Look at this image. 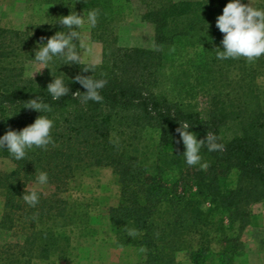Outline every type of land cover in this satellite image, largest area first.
<instances>
[{"label": "trees", "instance_id": "1", "mask_svg": "<svg viewBox=\"0 0 264 264\" xmlns=\"http://www.w3.org/2000/svg\"><path fill=\"white\" fill-rule=\"evenodd\" d=\"M119 1L142 6L138 15L153 27L152 48L118 45ZM41 2L50 7L46 22L26 30L0 25V135L41 115L23 106L36 95L51 105L47 115L54 119V143L47 148L28 150L20 161L0 149V158L13 165L0 170V230L16 238L0 242V264H57L69 257L71 233L91 229L90 204L64 194L95 167H109L117 178L118 201L108 208V222L116 244L137 250V264H181L180 252L193 264H234L244 254L239 236L220 230L221 249L212 260L211 230L216 216L236 222L239 232L256 225L252 208L264 201V99L257 82L264 55L216 58L224 35L216 19L229 0ZM253 7L264 9V0ZM92 10L99 15L90 35L102 45L95 72L85 71L90 64L82 61L54 58L42 75L25 74L41 37L67 31L61 16ZM62 72L70 91L53 101L46 88ZM77 75L107 81L103 103L72 96L85 91ZM184 121L198 139L209 131L223 144L222 151L201 149L205 168L185 162L176 133ZM40 172L48 174L52 191H39V203L30 207L22 196ZM132 230L135 237L128 235Z\"/></svg>", "mask_w": 264, "mask_h": 264}, {"label": "rangeland", "instance_id": "2", "mask_svg": "<svg viewBox=\"0 0 264 264\" xmlns=\"http://www.w3.org/2000/svg\"><path fill=\"white\" fill-rule=\"evenodd\" d=\"M121 7L117 22L118 45L121 47H153V27L150 23L139 19L138 13L142 10L140 4L133 6L119 1ZM253 6L254 0H250ZM41 0H0V25L2 27L26 30L32 24L46 21L50 13V7ZM47 9V10H46ZM84 14L85 20L87 13ZM86 48L80 49L81 61L85 64H98L101 60L102 45L91 38L90 28L85 22L82 31ZM38 65L34 61L25 63L24 72L28 76ZM44 69L35 75H42ZM264 99V76L257 80ZM12 163L5 158H0V170L9 171ZM234 176L227 182L232 186ZM27 187L32 190L48 194L52 186L48 183L37 186L36 181H30ZM193 190V189H189ZM188 190V191H189ZM71 199H79L88 207L89 223L91 229L75 230L71 233V249L69 257L57 264H137L138 252L132 246H120L116 244L114 234L108 222V208L116 205L119 195L117 178L109 167H95L92 171L80 176L70 190L64 194ZM3 197L0 193V217L2 213ZM208 206L205 204L204 208ZM257 216L256 225L248 226L238 231V224L231 222L226 216H216V226L211 230L212 243L210 250L215 259L221 249L222 230L227 237L239 236L244 249V254L234 260V264H264V201L257 203L252 208ZM8 231L0 230V242L14 240ZM178 260L181 264H193L189 257L180 252Z\"/></svg>", "mask_w": 264, "mask_h": 264}, {"label": "clouds", "instance_id": "3", "mask_svg": "<svg viewBox=\"0 0 264 264\" xmlns=\"http://www.w3.org/2000/svg\"><path fill=\"white\" fill-rule=\"evenodd\" d=\"M98 15V11L92 10L87 13L86 20L84 14L81 15L76 12L61 16L59 23L65 26L67 31H57L51 37H41L40 41L37 42L38 47L33 59L34 64L39 67L32 71V78H34V73L40 72L44 68L50 69L49 65L54 58H62L61 64L81 65V55L77 45L79 49L86 48L85 40L82 37L85 22L89 28H94L97 24ZM216 26L224 34L220 42L222 49L217 48L221 50L217 53V59L244 57L248 61H253L264 55V9L253 7L250 3L245 4L242 0H229L223 8L222 14L217 17ZM83 69L85 71L92 69L95 72L96 65L90 64ZM65 76L64 73L62 76L53 75L54 79L47 85V92L53 101L60 100L69 94L70 89ZM74 79L85 91L77 90L72 94L73 97H79L83 93L82 102L103 103L104 97L101 95V90L107 83L105 79H94L93 75H77ZM23 106L38 111L41 115L33 123L19 131L9 128L3 135H0V149H6L16 161L24 160L28 150L47 148L48 145L54 143L51 134L54 119L47 115L52 111L51 105L36 95L34 99L26 101ZM190 127L191 124L184 121L180 122L176 129L179 136L178 142H182L185 148L182 155L188 166L199 164L201 168H205L207 165L201 163V149L206 145L209 152L222 151L223 144L218 142L220 138L216 134L209 131L205 138L198 139L197 133L190 131ZM48 181L49 177L46 172H40L36 177L37 186H44ZM22 198L28 206L35 207L39 203L40 193L37 188H33L31 191L25 190ZM136 234L134 230L128 233L131 237H135Z\"/></svg>", "mask_w": 264, "mask_h": 264}]
</instances>
